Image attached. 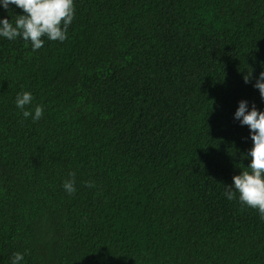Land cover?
I'll use <instances>...</instances> for the list:
<instances>
[{
  "label": "trees",
  "instance_id": "1",
  "mask_svg": "<svg viewBox=\"0 0 264 264\" xmlns=\"http://www.w3.org/2000/svg\"><path fill=\"white\" fill-rule=\"evenodd\" d=\"M75 5L64 42L0 37V264H264V219L224 195L239 103L264 112V0Z\"/></svg>",
  "mask_w": 264,
  "mask_h": 264
},
{
  "label": "clouds",
  "instance_id": "2",
  "mask_svg": "<svg viewBox=\"0 0 264 264\" xmlns=\"http://www.w3.org/2000/svg\"><path fill=\"white\" fill-rule=\"evenodd\" d=\"M10 5H15L22 9V15H16L14 23L9 19L0 20V37L8 40L23 38L30 41L33 51L44 46L47 37L50 41L64 42L68 39V29L72 24L76 5L75 0H2V7L9 9ZM252 72L244 77L245 83L251 82ZM259 89L260 95L264 98V71L259 75L254 85ZM32 93L23 92L16 97V106L22 110L24 118L32 117L38 121L43 117L44 109L42 105H37L32 111L26 110V106L33 101ZM235 119L247 126L251 132L253 146L248 153L251 163L247 170L233 177V185L228 186L224 195L228 200L237 199L240 204L259 212L261 219H264V112L259 111L255 105L251 111L248 110V102L242 100L235 112ZM72 179L65 180L64 189L69 194L76 192L75 172H71ZM88 187H94L92 182H88ZM234 188V190H233ZM24 256L22 253H15L12 264H21Z\"/></svg>",
  "mask_w": 264,
  "mask_h": 264
}]
</instances>
